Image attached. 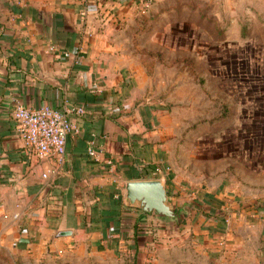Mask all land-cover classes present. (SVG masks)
Segmentation results:
<instances>
[{"label":"crops","instance_id":"0c3cea01","mask_svg":"<svg viewBox=\"0 0 264 264\" xmlns=\"http://www.w3.org/2000/svg\"><path fill=\"white\" fill-rule=\"evenodd\" d=\"M193 1L0 0L2 264H80L85 253H111L134 233L151 235L160 220L123 204L130 181L165 182L181 217L161 144L166 114L118 37L141 13L147 26L160 27ZM18 104L86 109L71 117L78 134L68 138L62 164L26 148L13 115ZM90 142L103 148L98 160L88 155Z\"/></svg>","mask_w":264,"mask_h":264},{"label":"rangeland","instance_id":"374dc122","mask_svg":"<svg viewBox=\"0 0 264 264\" xmlns=\"http://www.w3.org/2000/svg\"><path fill=\"white\" fill-rule=\"evenodd\" d=\"M187 6L176 22L147 26L141 13L116 34L166 114L161 144L185 211L80 264H264V215L251 206L264 203V0Z\"/></svg>","mask_w":264,"mask_h":264},{"label":"built area","instance_id":"2783aa9c","mask_svg":"<svg viewBox=\"0 0 264 264\" xmlns=\"http://www.w3.org/2000/svg\"><path fill=\"white\" fill-rule=\"evenodd\" d=\"M86 114L87 111L83 107L73 106L58 110L42 105L35 109L23 104H18L13 113L23 134L26 148L40 159L53 155L60 164L65 160L68 138L78 134L71 117ZM87 152L92 159L98 160L104 151L103 148H97L93 142H90ZM109 164L112 162L110 161ZM13 218L17 220L18 216L15 215Z\"/></svg>","mask_w":264,"mask_h":264},{"label":"water","instance_id":"95a60500","mask_svg":"<svg viewBox=\"0 0 264 264\" xmlns=\"http://www.w3.org/2000/svg\"><path fill=\"white\" fill-rule=\"evenodd\" d=\"M170 201L165 182L130 181L125 185L124 206L138 211L143 217L154 215L156 219L166 222L178 220L181 210L175 209Z\"/></svg>","mask_w":264,"mask_h":264},{"label":"trees","instance_id":"16d2710c","mask_svg":"<svg viewBox=\"0 0 264 264\" xmlns=\"http://www.w3.org/2000/svg\"><path fill=\"white\" fill-rule=\"evenodd\" d=\"M252 207H255L256 209H257V213H259V214H263L264 215V203H261V202H257L256 204H252L251 205ZM247 208H248V206H247ZM249 209H250V206H249ZM246 212L247 210L245 209V207H244V209H242L241 210V212ZM261 211H263V212H261ZM138 241H137V239L135 240V243H137Z\"/></svg>","mask_w":264,"mask_h":264}]
</instances>
